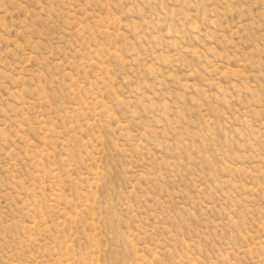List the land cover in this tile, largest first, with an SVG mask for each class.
Returning <instances> with one entry per match:
<instances>
[{
    "label": "rangeland",
    "instance_id": "obj_1",
    "mask_svg": "<svg viewBox=\"0 0 264 264\" xmlns=\"http://www.w3.org/2000/svg\"><path fill=\"white\" fill-rule=\"evenodd\" d=\"M0 264H264V0H0Z\"/></svg>",
    "mask_w": 264,
    "mask_h": 264
}]
</instances>
